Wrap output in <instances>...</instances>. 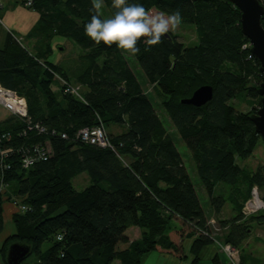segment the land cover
I'll list each match as a JSON object with an SVG mask.
<instances>
[{
    "label": "trees",
    "instance_id": "trees-1",
    "mask_svg": "<svg viewBox=\"0 0 264 264\" xmlns=\"http://www.w3.org/2000/svg\"><path fill=\"white\" fill-rule=\"evenodd\" d=\"M18 1L37 12L38 21L25 34L29 46L8 32L0 46V84L25 98L34 120L67 137L23 135V123L13 114L0 124V131L11 134L4 147L33 141L48 142L50 147L47 159L29 167L21 165L18 153L7 160V188L0 192V233L5 201L14 208L10 217L14 232L0 244L3 264L13 241L30 244L33 264H112L115 260L141 264L151 250L181 258L187 238L190 264H198L203 247L216 238L239 250L237 264H257L260 260L252 246L251 251L242 246L249 243L244 241L254 224L264 225V208L249 215L242 209L252 188L264 187V161L255 169L237 161L248 158L261 139L250 117L260 106L256 85L262 75L241 31L238 8L226 0H133L153 11L179 10L182 23L193 26L198 41L186 45L170 32L157 45L140 42L139 53L133 55L161 97L170 130L120 49L97 46L86 36L91 0H30V5ZM260 2L264 5V0ZM110 5L111 0H105L111 15ZM261 24L264 27V14ZM55 35L71 39L82 49V67L72 72L74 82L67 70L46 58ZM56 76L79 85L80 97L66 92ZM203 84L212 86L211 100L199 107L181 102ZM239 96L247 98L249 110H237L229 102ZM98 124L104 126L113 149L77 137L81 128ZM117 124L126 128L118 133L107 129ZM173 132L185 142L213 212L218 214L225 201L235 211L230 219L219 220L220 234L211 233L210 214L201 204ZM82 172L89 184L76 189L72 179ZM18 202L29 208L17 209ZM173 220L179 228H173ZM131 226L140 230L133 240L126 235ZM255 238L263 247L264 239ZM119 243L127 246L118 248ZM223 255L217 250L211 264H233Z\"/></svg>",
    "mask_w": 264,
    "mask_h": 264
},
{
    "label": "rangeland",
    "instance_id": "rangeland-1",
    "mask_svg": "<svg viewBox=\"0 0 264 264\" xmlns=\"http://www.w3.org/2000/svg\"><path fill=\"white\" fill-rule=\"evenodd\" d=\"M102 13L103 18H107L110 16L106 7L102 9ZM0 18L3 23L2 26H0V46L4 44V40L8 36V32L13 36L18 37L25 45H30L31 41L25 38V34L28 32L29 29H31L35 25L36 21H38L37 12L22 5L18 0H0ZM171 33L175 34L177 38L180 41L184 42L186 45L191 46L198 42L194 32V28L191 24L182 23L175 32ZM49 45L51 46V51L46 56V58L51 62H55L56 64L58 63L61 67L67 70L69 72L68 74L70 75L69 78L71 79V81L74 82V74L72 72L80 70L82 67V60L80 58L82 49L71 39L60 35L53 36L49 42ZM124 57H126L129 67L132 69V71L137 76L138 80L141 82L144 91L150 97L156 112L162 118L164 124L171 130L172 128L169 127L168 123L166 122L168 116L161 104V97L157 95V89L147 82L146 77L143 71L141 70V67L139 66L133 55L125 54ZM227 66L228 64H226L224 68H226ZM229 102L237 110L247 111L250 109V104L248 103L247 98L246 100H243V98L239 96L238 98L232 99ZM116 126L118 127L119 131H123L126 128L122 124H117ZM109 128H111V126H109L107 129ZM171 135L178 151L182 156L184 165L186 166L191 176L192 182L194 183L197 189L201 204L203 205L206 214H210V219L208 220V223L211 227V233L213 235L222 233L219 220L230 219L234 215L235 211L232 210V205H230L228 201H225L223 206L221 207V211L218 214L213 212L210 198L208 197L207 193L200 188L201 186L199 182V177L195 172L194 162L191 159L190 153L186 148L185 142L179 137L177 133L173 132L171 133ZM262 161H264V141L262 139H259L258 144L255 147L253 153L246 159H238L237 162L239 163V165L244 166L247 169H255L256 166ZM72 183L76 189H82L89 184V178L87 174L83 172L75 176L72 179ZM254 189L257 192V199H259V203L257 204L254 203L256 202L255 196L253 195ZM8 193L12 194L10 189L8 190ZM217 193L218 190L215 188L214 194ZM263 196L264 187L257 189V187L254 186L251 190L250 198L244 204L242 212L245 215H249L251 213L253 214L260 208H264V201L262 200ZM19 204L20 202H18V204H16L15 206H19ZM172 226L173 228H179L180 224L177 220H173ZM8 232L13 233L14 226L9 219L4 218V229L0 233V237L2 235L3 237H6V234ZM139 236L140 230L137 226L128 229L127 237L129 238V240L136 239ZM256 236H260L264 239V225L254 224L249 238L244 241V243L249 242L250 244L247 243V245H243L242 247L246 251H251L250 246H252L253 250L256 251L252 252L257 255L260 260L257 264H264V246L262 247L258 243V241L255 240ZM190 241V238H187L183 241L182 250L184 256H182L181 258L167 252H161L160 250H151L142 257L141 264H190L192 258L189 253ZM47 245V243H44L43 248H46ZM223 245L224 243H221L218 238L215 239V243L210 242L206 244L199 254L200 259L198 264H211V258L217 250L224 254L223 260H226L225 257L227 256L223 251ZM126 246L127 243H119L117 245L118 248H124ZM33 255L34 254H30L29 256H27L23 260L22 264H33ZM165 259L171 260L167 261ZM0 264H2L1 257ZM112 264H119V262L115 260L112 262Z\"/></svg>",
    "mask_w": 264,
    "mask_h": 264
},
{
    "label": "clouds",
    "instance_id": "clouds-1",
    "mask_svg": "<svg viewBox=\"0 0 264 264\" xmlns=\"http://www.w3.org/2000/svg\"><path fill=\"white\" fill-rule=\"evenodd\" d=\"M91 18L84 31L95 45H115L122 55L139 53L140 42L157 45L170 32H175L183 22L179 10L153 11L133 0H111V15L102 18L105 0H91Z\"/></svg>",
    "mask_w": 264,
    "mask_h": 264
},
{
    "label": "built area",
    "instance_id": "built-area-1",
    "mask_svg": "<svg viewBox=\"0 0 264 264\" xmlns=\"http://www.w3.org/2000/svg\"><path fill=\"white\" fill-rule=\"evenodd\" d=\"M25 5H30L31 1L26 0ZM0 24L2 21L0 19ZM245 46V45H244ZM250 46V43L248 44ZM60 84L64 86L66 92H70L76 96L80 97V86L69 83L63 78L56 76ZM0 104L7 109L11 114L15 115L23 123V128L21 134L27 135L33 133L34 135H48L56 134L62 138H66V133L57 132L54 128H48L39 120H34L28 112L26 100L24 97L16 93V91L6 88L0 84ZM11 137L8 131H0V192L6 189L7 183L4 180V170L10 168V163H8V158L14 153L20 154V163L23 167H29L35 162L47 159L50 152V147L48 142L42 143L41 141H33L29 144H23L20 147H4V141H7ZM77 137L80 141L95 144L101 147H109L113 149L109 137L105 131L102 124H98L92 127H83L77 132ZM257 195L256 190H253V195ZM17 200V199H15ZM21 210H27L29 207L23 203L19 204ZM216 229V228H215ZM60 238V235L58 236ZM223 251L228 259L237 264L239 258V250L227 243L222 246Z\"/></svg>",
    "mask_w": 264,
    "mask_h": 264
},
{
    "label": "water",
    "instance_id": "water-1",
    "mask_svg": "<svg viewBox=\"0 0 264 264\" xmlns=\"http://www.w3.org/2000/svg\"><path fill=\"white\" fill-rule=\"evenodd\" d=\"M235 5L240 11V27L243 35L250 43V54L258 60L261 81L256 85L257 94L260 96V106L251 115L255 132L264 141V27L261 18L264 14V5L260 0H226ZM213 88L209 84L198 86L190 96L181 99L184 104L196 107L202 106L211 100ZM31 252L30 244L13 241L8 245L5 261L6 264H20Z\"/></svg>",
    "mask_w": 264,
    "mask_h": 264
},
{
    "label": "crops",
    "instance_id": "crops-1",
    "mask_svg": "<svg viewBox=\"0 0 264 264\" xmlns=\"http://www.w3.org/2000/svg\"><path fill=\"white\" fill-rule=\"evenodd\" d=\"M11 116V113L5 109L1 104H0V124H2L5 120H7L9 117ZM109 131H112L114 133H118V132H121L119 131L118 127L116 125H112L111 128L108 129ZM83 173V172H82ZM80 174V173H79ZM77 176V175H76ZM7 188V186H6ZM13 199H18L17 197H13ZM7 202V203H6ZM3 214H4V218H7L10 220V217H11V214L12 212L14 211V208H13V205H12V202H9V201H5V203H3ZM11 221V220H10ZM134 226H131L129 228H132ZM128 228V229H129ZM128 229L126 230V235H127V231ZM9 233L11 232H8L6 235H8ZM5 238V236L3 237V235L0 237V244L3 242V239ZM165 260H171V259H165ZM2 262V260H1ZM3 264V262H2Z\"/></svg>",
    "mask_w": 264,
    "mask_h": 264
},
{
    "label": "bare ground",
    "instance_id": "bare-ground-1",
    "mask_svg": "<svg viewBox=\"0 0 264 264\" xmlns=\"http://www.w3.org/2000/svg\"><path fill=\"white\" fill-rule=\"evenodd\" d=\"M0 19H1V18H0ZM1 21H2V20H1ZM2 24H3V23H2ZM2 24H0V26H2ZM26 104H27V103H26ZM254 196H255V199H256V202H254V203H256V204L259 203V201H258L259 199H257V196L255 195V193H254ZM255 199H254V200H255ZM17 209H20L19 206H17Z\"/></svg>",
    "mask_w": 264,
    "mask_h": 264
}]
</instances>
